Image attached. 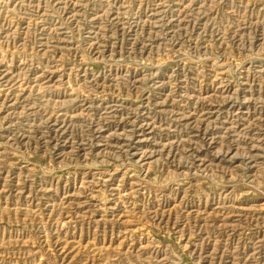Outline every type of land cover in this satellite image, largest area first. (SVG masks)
<instances>
[{
  "label": "rangeland",
  "instance_id": "374dc122",
  "mask_svg": "<svg viewBox=\"0 0 264 264\" xmlns=\"http://www.w3.org/2000/svg\"><path fill=\"white\" fill-rule=\"evenodd\" d=\"M0 264H264V0H0Z\"/></svg>",
  "mask_w": 264,
  "mask_h": 264
}]
</instances>
